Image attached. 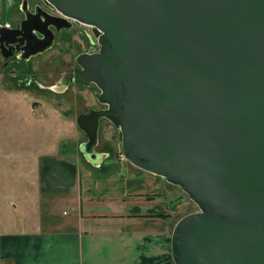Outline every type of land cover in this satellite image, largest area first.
<instances>
[{
  "label": "water",
  "instance_id": "obj_1",
  "mask_svg": "<svg viewBox=\"0 0 264 264\" xmlns=\"http://www.w3.org/2000/svg\"><path fill=\"white\" fill-rule=\"evenodd\" d=\"M45 1L98 39L72 79L105 105L77 116L84 151L98 158L105 118L134 166L198 205L174 263L264 264V0Z\"/></svg>",
  "mask_w": 264,
  "mask_h": 264
},
{
  "label": "rangeland",
  "instance_id": "obj_2",
  "mask_svg": "<svg viewBox=\"0 0 264 264\" xmlns=\"http://www.w3.org/2000/svg\"><path fill=\"white\" fill-rule=\"evenodd\" d=\"M2 8L0 0L2 20L14 18L15 12L4 14ZM78 26V48L68 45L67 55L50 50L35 57L29 72L36 75H0V219L5 221L16 223L34 214L35 175L38 159L44 154L71 157L78 164L83 181L95 194H103V200L121 202L133 176L149 174L125 158L118 128L105 118L101 119L95 146L98 158L93 159L84 151L88 137L78 126L77 116L105 105L97 98L100 90L96 85L71 84L66 89L65 83L58 81L63 70L61 60L67 58L72 61L70 64L76 63L77 56L87 53L83 51L89 53L91 46L99 50L92 27L83 23ZM152 177L165 185L163 197L171 207L170 211L165 209L164 216L172 218L173 232L175 224L184 215L197 211L198 205L179 186L160 176Z\"/></svg>",
  "mask_w": 264,
  "mask_h": 264
},
{
  "label": "crops",
  "instance_id": "obj_3",
  "mask_svg": "<svg viewBox=\"0 0 264 264\" xmlns=\"http://www.w3.org/2000/svg\"><path fill=\"white\" fill-rule=\"evenodd\" d=\"M139 174L124 200H103L71 157L41 155L34 214L0 219V264H175L165 185Z\"/></svg>",
  "mask_w": 264,
  "mask_h": 264
},
{
  "label": "flooded vegetation",
  "instance_id": "obj_4",
  "mask_svg": "<svg viewBox=\"0 0 264 264\" xmlns=\"http://www.w3.org/2000/svg\"><path fill=\"white\" fill-rule=\"evenodd\" d=\"M2 6L1 13L11 15L15 12L16 14L12 19L7 17L2 20L0 18V31L2 32L4 29L5 37L13 42L9 45L0 42V75H8L11 78H15L17 75H36V73L29 72L35 57L50 50H56L58 54L67 55L68 45L78 48L77 29L80 22L63 20L64 16L45 0H2ZM23 23L25 24L23 25ZM20 30H22L21 34H18ZM92 32L94 33L93 28ZM88 36L90 37L89 34ZM47 43L50 45L47 49L37 52ZM90 49L89 53L97 50L93 46ZM83 52H88V50ZM71 62L67 58L61 60L63 70L60 72L61 77L58 81L64 82L66 89L71 84L84 85L72 81L76 70L81 69V67L77 62L70 64ZM19 66L23 67L19 69L17 68ZM93 85L95 84L92 83L89 86ZM96 108L101 109L103 107ZM90 110L86 113H89Z\"/></svg>",
  "mask_w": 264,
  "mask_h": 264
},
{
  "label": "built area",
  "instance_id": "obj_5",
  "mask_svg": "<svg viewBox=\"0 0 264 264\" xmlns=\"http://www.w3.org/2000/svg\"><path fill=\"white\" fill-rule=\"evenodd\" d=\"M124 155V154H123ZM126 158V157H125Z\"/></svg>",
  "mask_w": 264,
  "mask_h": 264
}]
</instances>
